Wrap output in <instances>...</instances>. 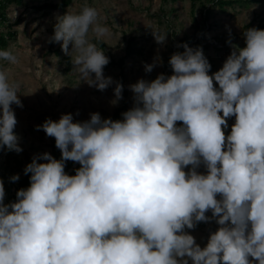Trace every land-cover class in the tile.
I'll use <instances>...</instances> for the list:
<instances>
[{
	"label": "clouds",
	"instance_id": "9594fccd",
	"mask_svg": "<svg viewBox=\"0 0 264 264\" xmlns=\"http://www.w3.org/2000/svg\"><path fill=\"white\" fill-rule=\"evenodd\" d=\"M97 18L89 6L67 12L52 39L63 41L66 55L72 45L81 80L103 91L113 83L103 75L109 58L88 33L109 30ZM153 36L158 44L167 39ZM244 36L246 46L212 75L202 48L184 44L169 60L171 76L130 86L135 106L123 120L93 113L73 122L64 114L38 125L62 156H35L24 170L30 187L14 203H4L0 180V264H251L249 257L264 264V30ZM0 59L17 62L7 50ZM122 92L117 83L113 105ZM18 93L0 70V148L20 153L11 107H22ZM69 160L81 165L75 175L65 172ZM202 163L206 174L197 171ZM210 219L220 227L201 248L184 230Z\"/></svg>",
	"mask_w": 264,
	"mask_h": 264
},
{
	"label": "rangeland",
	"instance_id": "374dc122",
	"mask_svg": "<svg viewBox=\"0 0 264 264\" xmlns=\"http://www.w3.org/2000/svg\"><path fill=\"white\" fill-rule=\"evenodd\" d=\"M60 1L13 2L7 6L8 24L0 25V31H6L10 25L17 31L8 46L0 48L15 55L17 62L0 59V70L8 74L9 83L19 84L18 97L22 104L21 107L13 103L11 107L17 119L14 133L23 151H9L6 146L0 148V180L5 188L6 205L17 201L19 180L13 182L11 177L17 174L23 177L26 166L35 156L46 152L53 156L55 138L47 136L43 130L38 131V125L47 119L59 121L64 114H72L73 122L88 121L93 113H99L102 120L111 118L114 121V115L119 111V120H123L122 114L135 106L130 86L140 79L155 80L162 73L171 76L173 71L169 60L179 52L181 45L178 41L184 36L192 37L191 41L184 43L188 47L202 48L211 64L209 75H212L223 67L234 48L244 47L246 25L252 23L250 28H253L264 19V0L250 4L246 2L249 0H233L232 4L223 7L211 0H197L195 4L193 0H72L65 8L51 7ZM85 6L97 9V23L109 30L105 36H97L90 28L88 40L98 50L104 51L109 63L126 57L122 67L109 63L104 67L103 75L112 78L113 83L103 91L81 80L72 63L78 53L72 51L71 44L70 55L63 50L60 55L53 52L63 43L52 39L58 18L67 12L79 13ZM153 31L166 35V41L158 44ZM131 36L137 38L138 52L126 56ZM96 38L106 46H100ZM157 57L160 62L150 73L146 72L145 65L153 64ZM69 62L72 63L71 68H68ZM92 78L95 79L94 74ZM117 83L123 85L122 99L113 105ZM215 86L219 88L218 84ZM234 123V116L228 118V127L224 129L226 135L230 134ZM177 126H182V122H177ZM191 168L189 165L185 171L189 172ZM197 171L206 174V166L202 163ZM217 199H220L219 195ZM206 215L212 217V211ZM219 227L214 219H210L208 222H195L194 228L185 227L184 231L204 248L210 235ZM187 259L192 264L191 259ZM249 259L251 264H258L253 258Z\"/></svg>",
	"mask_w": 264,
	"mask_h": 264
},
{
	"label": "trees",
	"instance_id": "16d2710c",
	"mask_svg": "<svg viewBox=\"0 0 264 264\" xmlns=\"http://www.w3.org/2000/svg\"><path fill=\"white\" fill-rule=\"evenodd\" d=\"M20 0H0V25H4V24H8V12H7V6L8 4H11L13 2H19ZM72 0H61L59 3L57 4H52L51 7L55 8V7H62L65 8ZM177 1V0H175ZM213 1V3L215 4H219L220 6H225V5H229L232 4L234 1L233 0H211ZM239 2V0H237ZM252 1L255 0H249L246 2H249L247 4H250ZM259 1V0H257ZM197 2V0H193V4H195ZM252 25V23H249L246 25V29H249L250 26ZM253 28H257V29H261L264 30V19H261L260 22ZM17 35V31L13 30L12 26L10 25V27H7V30L4 31H0V48H6L10 42L11 39H13V37H15ZM192 37L191 36H184L182 39H180L178 42H180V47L178 48L179 52H184L185 48L183 47L185 42L191 41ZM96 42L102 46L105 47L106 44L100 40V39H95ZM246 46V44L244 45V47ZM50 51V50H49ZM52 51V49H51ZM53 52L56 55H60L62 54V47H58L57 49H53ZM138 52V47H137V38L135 36H131L128 39V43H127V47H126V56H131L134 55ZM125 60L126 57H122L120 58L118 61H115L114 59L111 60V62L109 63L110 65H118L119 67H122L125 64ZM72 67V63L69 62L68 68ZM115 119L114 121L119 120L120 114L119 111L116 112V114L114 115ZM53 146V157L57 160L61 159L62 153L61 150L58 149L56 147V142L52 143ZM38 163H42L39 162ZM81 165L79 164V162H73L71 160L66 161L65 162V172L68 175H75L76 174V170L78 168H80ZM30 177H31V173L25 174L24 176L21 177L19 179V181L17 182V192L21 189H27L28 187H30Z\"/></svg>",
	"mask_w": 264,
	"mask_h": 264
}]
</instances>
